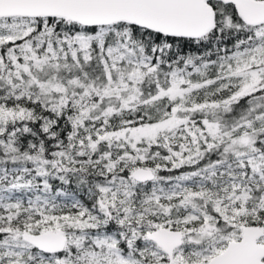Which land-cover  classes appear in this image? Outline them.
<instances>
[{
	"label": "snow or ice",
	"instance_id": "6c2138e0",
	"mask_svg": "<svg viewBox=\"0 0 264 264\" xmlns=\"http://www.w3.org/2000/svg\"><path fill=\"white\" fill-rule=\"evenodd\" d=\"M0 264H264V0H0Z\"/></svg>",
	"mask_w": 264,
	"mask_h": 264
}]
</instances>
